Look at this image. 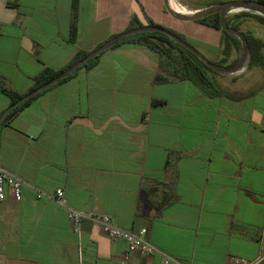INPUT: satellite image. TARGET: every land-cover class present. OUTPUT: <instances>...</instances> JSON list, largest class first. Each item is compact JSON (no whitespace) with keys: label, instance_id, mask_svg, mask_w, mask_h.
<instances>
[{"label":"crops","instance_id":"1","mask_svg":"<svg viewBox=\"0 0 264 264\" xmlns=\"http://www.w3.org/2000/svg\"><path fill=\"white\" fill-rule=\"evenodd\" d=\"M0 0L2 85L29 92L48 66L64 67L126 30L133 14L183 34L209 60L220 30L180 20L165 0ZM158 53L125 42L30 97L0 123V160L24 182L0 201V264H163L90 220L80 230L51 196L146 227L162 251L190 264H234L264 253V70L217 80L239 99L212 97L188 79L154 82ZM44 196L39 197L38 193ZM264 264V259L259 263Z\"/></svg>","mask_w":264,"mask_h":264},{"label":"trees","instance_id":"2","mask_svg":"<svg viewBox=\"0 0 264 264\" xmlns=\"http://www.w3.org/2000/svg\"><path fill=\"white\" fill-rule=\"evenodd\" d=\"M223 1V0H222ZM263 2L264 0H256ZM77 5L78 0H73V11L71 19V34L70 39L74 40L77 33ZM247 17H253L260 23L264 24V16L260 14L252 13L251 11H241L235 14L233 17L227 18V23L239 29L243 32L249 49V61L248 69H261L264 70V37L255 34L251 30L243 31L241 30L242 20ZM145 23L142 22L136 14H133L126 30L143 26V25H158L161 24L155 22L152 18L145 15ZM202 24L208 25L210 27L220 30V41H219V58L217 60H211L215 63L221 65H231L234 60H232V55L234 51H238L241 47L240 39L226 31L221 26L220 12H213L197 20ZM166 28V27H164ZM172 33L178 35L179 37L186 40V37L172 29L166 28ZM125 42L141 43L147 47L155 50L158 53V65L159 69L154 76V82H167L172 80L188 79L195 83L203 91V93L212 97L225 96L232 99L241 98L240 95L235 94V92L227 89L218 80L217 76L219 73L208 66L203 60H201L194 52L184 47L173 38L167 34L160 31H142L125 37L124 39L116 42L111 47H115ZM88 51H79L77 54L61 69L54 70L48 66L43 67V69L34 77V84L29 89V92L40 86L41 84L52 79L54 76L65 70L67 67L87 55ZM100 54L90 58L81 67L70 73L68 76L59 80L56 83H60L72 76H74L79 69L89 68L99 59ZM5 93L11 98V105L14 104L19 98L25 95V93H17L10 88L2 85ZM27 99L15 106H13L8 114L6 115L3 123L8 122L12 117H14L29 101Z\"/></svg>","mask_w":264,"mask_h":264},{"label":"water","instance_id":"3","mask_svg":"<svg viewBox=\"0 0 264 264\" xmlns=\"http://www.w3.org/2000/svg\"><path fill=\"white\" fill-rule=\"evenodd\" d=\"M165 7H166L167 11L172 16H174L177 19L186 20V21L197 20V19L204 17L208 14H211L213 12H220L222 28L225 29L226 31L230 32L231 34H234L235 36H237L241 41V50H240L239 58L231 65H221V64H218V63H215V62L209 60L203 53H201L197 48H195L187 40H184L183 38L172 33L171 31H169L168 29H166L164 27H161L158 25H143V26L131 28V29L125 30L121 33L114 35L112 38H110L106 42L102 43L101 45L97 46L94 50L90 51L87 55H85L84 57H82L81 59H79L78 61H76L72 65H70L69 67H67L65 70H63L62 72H60L59 74L54 76L52 79L41 84L40 86L36 87L32 91L28 92L27 94H25L24 96L19 98L14 104H12L9 108H7V110H5V112L0 117V123L6 117L9 110L13 106L29 99L30 97L34 96L35 94L39 93L40 91L48 88L49 86L55 84L56 82L63 79L64 77L68 76L70 73H72L73 71H75L76 69L81 67L90 58H92L98 54H101L104 50L108 49L109 47L114 45L116 42L124 39L125 37H127L129 35H132V34H135L138 32H142V31H160V32L167 34L168 36L173 38L175 41H177L178 43H180L184 47H186L189 50H191L192 52H194L208 66H210L213 70H215L221 74L237 73V72L243 70V68L248 65L249 49H248L247 40H246L243 32H241L239 29H237L235 27L230 26L227 23V14L234 9H238V10H244V11H252V12H255V13H258V14L264 16V3L263 2H259L256 0H223V1H220L217 3H214L212 5L193 10L187 14H183V13H179V12L175 11L171 7L169 0H165Z\"/></svg>","mask_w":264,"mask_h":264},{"label":"built area","instance_id":"4","mask_svg":"<svg viewBox=\"0 0 264 264\" xmlns=\"http://www.w3.org/2000/svg\"><path fill=\"white\" fill-rule=\"evenodd\" d=\"M24 184L25 182L17 174L7 169L0 160V201H3L6 197H11L14 200H21ZM38 196H44L43 192H39ZM51 198L66 209L68 217L75 225L77 231L80 230V224L83 220H90L97 224L108 236L124 239L132 248L139 250L142 254H160L163 264H190L181 258L159 249L149 239L148 229L146 227H140L138 229L123 228L114 223L111 215L108 213L75 208L65 200L62 188H57ZM263 259L264 253H261L254 259L236 257L234 264H259Z\"/></svg>","mask_w":264,"mask_h":264},{"label":"rangeland","instance_id":"5","mask_svg":"<svg viewBox=\"0 0 264 264\" xmlns=\"http://www.w3.org/2000/svg\"><path fill=\"white\" fill-rule=\"evenodd\" d=\"M181 3H183L184 5H186L188 7L189 10L193 11L196 9H200L202 7H206L209 5H212L214 3L220 2L222 0H178ZM244 11V10H237V11H231L227 14V18L233 17L235 14ZM252 12V11H251ZM255 13V12H252ZM258 14V13H255ZM241 30L243 31H247V30H251L253 31L255 34L260 35L262 37H264V24L260 23L259 21H257L255 18L253 17H247L246 19L242 20V24H241ZM240 50L241 47L238 51H234L233 55H232V60L233 63L239 58L240 56ZM232 63V64H233ZM248 65L245 66L243 68V70L237 72V73H233V74H221L219 73V75L217 77L223 78L224 81H230L233 80V76H237L238 78H245L244 80L246 82H250L254 79L260 78V74H257L255 72H248Z\"/></svg>","mask_w":264,"mask_h":264},{"label":"bare ground","instance_id":"6","mask_svg":"<svg viewBox=\"0 0 264 264\" xmlns=\"http://www.w3.org/2000/svg\"><path fill=\"white\" fill-rule=\"evenodd\" d=\"M169 3L171 5V7L179 12V13H183V14H187V13H190L191 10L188 9V7L186 5H184L183 3H181L180 1L178 0H169ZM238 9H234L232 11H237Z\"/></svg>","mask_w":264,"mask_h":264}]
</instances>
